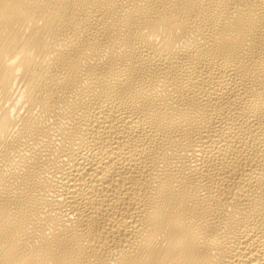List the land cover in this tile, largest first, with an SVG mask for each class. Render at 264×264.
<instances>
[{"label":"bare ground","instance_id":"6f19581e","mask_svg":"<svg viewBox=\"0 0 264 264\" xmlns=\"http://www.w3.org/2000/svg\"><path fill=\"white\" fill-rule=\"evenodd\" d=\"M0 264H264V0H0Z\"/></svg>","mask_w":264,"mask_h":264}]
</instances>
